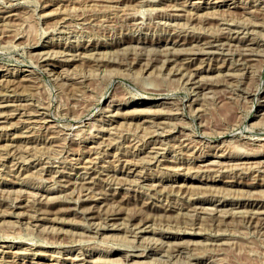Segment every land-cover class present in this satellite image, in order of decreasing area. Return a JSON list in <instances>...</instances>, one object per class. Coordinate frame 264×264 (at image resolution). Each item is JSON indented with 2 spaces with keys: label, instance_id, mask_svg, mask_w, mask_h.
Listing matches in <instances>:
<instances>
[{
  "label": "rangeland",
  "instance_id": "rangeland-1",
  "mask_svg": "<svg viewBox=\"0 0 264 264\" xmlns=\"http://www.w3.org/2000/svg\"><path fill=\"white\" fill-rule=\"evenodd\" d=\"M114 1L0 0V264H264V0Z\"/></svg>",
  "mask_w": 264,
  "mask_h": 264
},
{
  "label": "bare ground",
  "instance_id": "bare-ground-1",
  "mask_svg": "<svg viewBox=\"0 0 264 264\" xmlns=\"http://www.w3.org/2000/svg\"><path fill=\"white\" fill-rule=\"evenodd\" d=\"M116 1V0H115ZM114 1V2H115ZM229 22V21H228ZM202 35V34H201ZM194 37V36H193ZM196 37V36H195ZM204 40V39H203ZM206 40H207V38H206ZM195 41V40H194ZM198 42V41H197ZM202 42V41H201ZM217 42H219V39H212L211 41L209 40V41H206L205 42V44H204V47L202 48V46H201V48L202 49H196V51H192V52H189L188 53V55H191V56H197V55H208V54H210V53H212L211 51H209V49H211V48H214V47H216V48H218V44L219 43H217ZM199 43V42H198ZM201 44V43H200ZM87 45H89V44H87ZM220 46V45H219ZM194 47V46H193ZM251 48V47H250ZM248 46H246L245 48H243V49H240L239 50V52H237V53H235V56H237V58H239L238 60L239 61H243L242 60V58L243 59H245L244 57H249L250 55H251V49H250ZM253 48V47H252ZM86 49V48H85ZM192 49V48H191ZM220 49V48H219ZM224 49V48H223ZM190 50V49H189ZM252 50H254V49H252ZM175 51V50H174ZM237 51V50H236ZM214 53V52H213ZM233 53V52H232ZM166 54V53H165ZM165 54H162V55H164L163 57H164V59H162L163 60V62L164 63H166V64H172L171 62H174V60H175V58H174V60L173 59H171V58H173V57H171L170 55H165ZM170 54V53H169ZM171 54H173V53H171ZM139 55V54H138ZM74 56V55H73ZM154 56V55H153ZM252 56V55H251ZM76 57H77V55H76ZM83 57H85V56H83ZM136 57V56H135ZM175 57V56H174ZM193 57V58H194ZM202 57V56H201ZM73 59H74V57H73ZM73 59L71 60V61H73ZM98 59V58H97ZM102 59V58H101ZM138 59V58H137ZM145 59V58H144ZM148 59V58H147ZM146 59V60H147ZM93 60H95L94 58H93ZM149 60V59H148ZM151 60V59H150ZM107 62V61H106ZM245 62V61H244ZM149 65V64H148ZM185 69V68H184ZM187 69V68H186ZM178 70V69H177ZM176 70V71H177ZM180 70V69H179ZM169 71H170V69H169ZM175 73V71L173 72V74ZM177 73V72H176ZM175 73V74H176ZM196 77V74L195 73H192V75L189 77L190 78V80H193L194 81V78ZM194 84H195V81L193 82ZM199 83V82H198ZM199 85H201V84H199ZM199 85H197L196 87H199ZM202 86V85H201ZM7 88H9V87H7ZM202 88V87H201ZM159 89V88H158ZM160 92V91H159ZM203 94V93H202ZM9 115V114H8ZM8 115H3V116H0V118H4V117H8ZM10 115H12V114H10ZM35 115V114H34ZM5 119V118H4ZM34 121V120H33ZM220 122V121H219ZM1 123V122H0ZM226 124V123H225ZM224 125V124H223ZM227 125V124H226ZM225 126V125H224ZM225 128H228L227 126L225 127ZM223 130H225V129H223ZM242 130V129H241ZM170 131V130H169ZM1 154V153H0ZM16 154V153H15ZM4 156V155H3ZM242 165V164H241ZM255 165V164H254ZM128 166V165H127ZM243 166V165H242ZM88 167H90V166H88ZM85 169H88V168H85ZM90 169V168H89ZM260 169V168H259ZM264 171V170H263ZM88 173V172H87ZM89 174V173H88ZM84 186H85V184H84ZM82 187V186H81ZM186 188V187H185ZM85 189V188H84ZM112 197V196H111ZM113 199V198H112ZM94 200H98V199H94ZM14 202V201H13ZM21 200H17V202L15 203V205H14V207L15 208H26L25 207V205H21ZM12 206H13V204H12ZM249 206V205H248ZM243 207V206H242ZM251 207V206H250ZM260 207H263V205H261V206H259L258 207V205H257V208H260ZM246 208V207H245ZM255 209V210H252V211H249V214H247V216H246V220L250 223V224H253L254 225V227H256V228H258L260 225H261V223H260V220L261 221H264V211H262V210H258V209ZM90 210V209H89ZM211 213L209 212L208 214L210 215V216H214V217H216V218H213V219H218V218H220V217H227V216H225V215H216V212H217V207H215V208H212L211 209ZM243 212V211H242ZM86 213H88L90 216H92V211H86L85 212V214ZM98 213V211L96 212V214ZM234 213H236V212H234ZM240 214V213H239ZM230 215V214H229ZM232 215V214H231ZM236 215V214H235ZM243 215V214H242ZM263 215V217H261ZM40 216V215H39ZM103 216H104V219H106V220H108V221H114V220H116V219H118L117 218V216H118V212H116L115 210H113V209H107L105 212H103ZM35 217V216H34ZM218 217V218H217ZM211 219H212V217H211ZM244 219H245V217H244ZM212 221H214V220H212ZM216 221V220H215ZM220 221V220H219ZM244 221V220H243ZM217 222V221H216ZM242 222V221H241ZM143 224H145L144 222L142 223V225H139L136 229L137 230H139L137 233H142V232H147L146 231V227L147 226H145V227H143L144 225ZM113 225V224H112ZM218 226V225H217ZM113 227V226H112ZM111 227V228H112ZM252 227V226H251ZM260 228V227H259ZM263 228V227H262ZM116 229V228H115ZM226 244V243H225ZM152 247V246H151ZM215 250V249H214ZM129 251V250H128ZM20 252V251H19ZM130 252L131 253H129L128 252V254H126V257L127 258H131V257H141V255H139V254H135L134 253V250H130Z\"/></svg>",
  "mask_w": 264,
  "mask_h": 264
}]
</instances>
